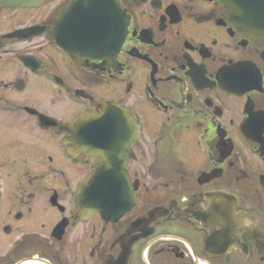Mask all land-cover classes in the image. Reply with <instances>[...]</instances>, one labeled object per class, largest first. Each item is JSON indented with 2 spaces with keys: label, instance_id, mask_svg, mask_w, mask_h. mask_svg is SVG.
Here are the masks:
<instances>
[{
  "label": "flooded vegetation",
  "instance_id": "af4514ba",
  "mask_svg": "<svg viewBox=\"0 0 264 264\" xmlns=\"http://www.w3.org/2000/svg\"><path fill=\"white\" fill-rule=\"evenodd\" d=\"M113 1L127 32L107 55L99 33L92 52L55 37L88 0L0 3V264H264V37L219 0ZM107 104L139 126L136 202L111 220L78 208L94 169L66 146ZM219 206L234 211L221 228Z\"/></svg>",
  "mask_w": 264,
  "mask_h": 264
},
{
  "label": "water",
  "instance_id": "95a60500",
  "mask_svg": "<svg viewBox=\"0 0 264 264\" xmlns=\"http://www.w3.org/2000/svg\"><path fill=\"white\" fill-rule=\"evenodd\" d=\"M45 0H0L13 7H38ZM230 12L231 21L258 37H264V0H219ZM85 3H89L85 2ZM77 4L80 10H64L63 15L73 14L74 20L65 18L60 30L64 35H56L58 44L68 51L69 32L78 34L84 44H89L91 52L98 33L101 54H116L121 48L127 32L126 19L113 0H105L96 11L86 10V4ZM75 5V6H77ZM104 6V8H103ZM100 15L97 28L86 26L87 16ZM68 32V34H67ZM67 148L74 159L93 166L85 183L75 196V202L82 214L99 213L108 220L118 218L129 211L136 199L131 193V184L126 172V164L131 146L137 140L139 126L134 117L116 105H104L99 111H92L78 117L72 124ZM218 200L222 198L217 195ZM218 228L220 223L227 225L225 215L232 216L219 206ZM225 214V215H224ZM234 217V216H233ZM208 229L215 228L209 220L203 219ZM223 228H229L227 226Z\"/></svg>",
  "mask_w": 264,
  "mask_h": 264
},
{
  "label": "rangeland",
  "instance_id": "374dc122",
  "mask_svg": "<svg viewBox=\"0 0 264 264\" xmlns=\"http://www.w3.org/2000/svg\"><path fill=\"white\" fill-rule=\"evenodd\" d=\"M3 176H4V179H5L4 181H6L7 173H4Z\"/></svg>",
  "mask_w": 264,
  "mask_h": 264
}]
</instances>
